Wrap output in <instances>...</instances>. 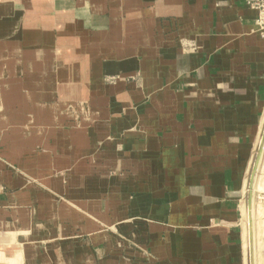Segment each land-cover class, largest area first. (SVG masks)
I'll return each mask as SVG.
<instances>
[{"label": "crops", "instance_id": "obj_1", "mask_svg": "<svg viewBox=\"0 0 264 264\" xmlns=\"http://www.w3.org/2000/svg\"><path fill=\"white\" fill-rule=\"evenodd\" d=\"M247 2L0 0V264H248Z\"/></svg>", "mask_w": 264, "mask_h": 264}, {"label": "bare ground", "instance_id": "obj_2", "mask_svg": "<svg viewBox=\"0 0 264 264\" xmlns=\"http://www.w3.org/2000/svg\"><path fill=\"white\" fill-rule=\"evenodd\" d=\"M264 149V128L260 138V142L258 145L257 153L255 155L253 161V176H252V183H251V196L250 202L247 205L248 208V216H249V255H248V263L253 264V247L252 246V232H253V239L256 242V253H255V260L254 264H264V204L263 202L258 203L254 201V193L258 192V189L261 191L264 189V157L261 161V175H256L258 171V166L260 163V159L262 157V152ZM264 153V152H263ZM260 167V166H259ZM263 170V171H262ZM254 192V193H253ZM262 192V191H261ZM259 194V193H258ZM252 213V214H251ZM253 228V231H252ZM247 245V244H246Z\"/></svg>", "mask_w": 264, "mask_h": 264}, {"label": "rangeland", "instance_id": "obj_3", "mask_svg": "<svg viewBox=\"0 0 264 264\" xmlns=\"http://www.w3.org/2000/svg\"><path fill=\"white\" fill-rule=\"evenodd\" d=\"M263 152H264V149H263ZM262 152V157H261V159H260V163H259V166H258V171H257V173H256V175H261V167H262V165H261V161H262V159H263V157H264V153ZM263 171V170H262ZM251 172H252V169L250 170V174H249V177H248V180H249V178H250V175H251ZM261 172V173H260ZM262 191V192H261ZM259 190L258 189V192L257 193H254V201L255 202H257L258 201V203H262L263 202V204H264V189H262V190ZM259 193V194H258ZM244 201L246 202V207H245V211H244V217H245V227H246V232H247V240H246V246H247V251H248V255H249V216H248V208H247V205H248V190H247V193H246V195H245V198H244ZM252 214V213H251ZM252 231H253V228H252ZM253 232H252V241H254V242H252V246L254 245V249H253V264H254V260H255V253H256V242H255V240L253 239ZM254 243V244H253ZM249 264V263H248Z\"/></svg>", "mask_w": 264, "mask_h": 264}, {"label": "built area", "instance_id": "obj_4", "mask_svg": "<svg viewBox=\"0 0 264 264\" xmlns=\"http://www.w3.org/2000/svg\"><path fill=\"white\" fill-rule=\"evenodd\" d=\"M247 3L250 8L256 11V24L260 35L264 37V0H248Z\"/></svg>", "mask_w": 264, "mask_h": 264}, {"label": "water", "instance_id": "obj_5", "mask_svg": "<svg viewBox=\"0 0 264 264\" xmlns=\"http://www.w3.org/2000/svg\"><path fill=\"white\" fill-rule=\"evenodd\" d=\"M253 172H254V169L252 167V172H251V175H250V178H249V182H248V204L250 202V196H251V191L250 190H251Z\"/></svg>", "mask_w": 264, "mask_h": 264}]
</instances>
